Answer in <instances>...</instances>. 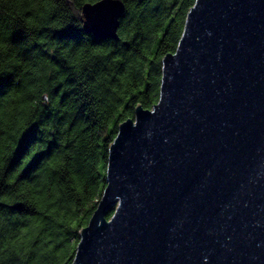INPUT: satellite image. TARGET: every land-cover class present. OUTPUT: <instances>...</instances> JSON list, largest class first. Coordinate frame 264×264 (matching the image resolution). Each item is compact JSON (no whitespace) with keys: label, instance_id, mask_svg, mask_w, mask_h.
I'll use <instances>...</instances> for the list:
<instances>
[{"label":"water","instance_id":"water-1","mask_svg":"<svg viewBox=\"0 0 264 264\" xmlns=\"http://www.w3.org/2000/svg\"><path fill=\"white\" fill-rule=\"evenodd\" d=\"M123 11L84 2L82 27L115 39ZM104 174L70 264H264V0H194Z\"/></svg>","mask_w":264,"mask_h":264},{"label":"trees","instance_id":"trees-1","mask_svg":"<svg viewBox=\"0 0 264 264\" xmlns=\"http://www.w3.org/2000/svg\"><path fill=\"white\" fill-rule=\"evenodd\" d=\"M87 1L0 0V264L71 263L108 144L156 102L194 2L122 0L113 39L84 31Z\"/></svg>","mask_w":264,"mask_h":264},{"label":"rangeland","instance_id":"rangeland-1","mask_svg":"<svg viewBox=\"0 0 264 264\" xmlns=\"http://www.w3.org/2000/svg\"><path fill=\"white\" fill-rule=\"evenodd\" d=\"M73 226H74V223L72 222V223H71V227H73Z\"/></svg>","mask_w":264,"mask_h":264}]
</instances>
